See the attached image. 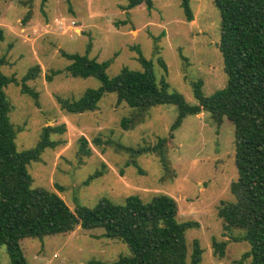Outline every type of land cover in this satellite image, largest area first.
I'll return each mask as SVG.
<instances>
[{
	"label": "rangeland",
	"instance_id": "374dc122",
	"mask_svg": "<svg viewBox=\"0 0 264 264\" xmlns=\"http://www.w3.org/2000/svg\"><path fill=\"white\" fill-rule=\"evenodd\" d=\"M152 1V8L142 4L126 11L128 0H0V28L5 31L1 52L7 59L2 73L21 82L30 68H41L38 78L28 82L38 92L37 99L22 93L21 85L5 89L12 122L23 129L18 150L35 147L44 127L65 125L64 133L53 135L61 144L28 167L34 188L58 193L73 211L77 205L93 208L103 197L124 204L133 195L145 202L169 195L177 201L180 222L199 223L186 234L189 259L198 240L201 264H239L250 245L235 241L243 231H225L218 216L222 203L234 200L231 184L238 178L231 122L225 119L218 126L203 111L187 116L170 138L179 113L175 105L147 108L125 128L123 119L137 111L118 104L113 93L103 96L97 110L81 114L66 113L58 101L78 100L88 89L101 87L95 78H75L65 70L70 61L62 52L86 54L89 44L90 58L110 61L111 78L125 67L142 70L140 50L153 62L157 78H165L170 90L183 94L190 104H197L193 83L201 80L206 96L227 85L218 48L221 16L214 0H190L192 21L185 17L182 0ZM82 137L92 149L90 157L80 154ZM164 137L168 139L162 152L134 153ZM96 171L103 175L89 179ZM104 233L78 226L66 234L24 239L22 248L29 264L113 262L130 255L124 242ZM214 240L226 242L223 257L215 253ZM0 264H10L5 247L0 249Z\"/></svg>",
	"mask_w": 264,
	"mask_h": 264
},
{
	"label": "trees",
	"instance_id": "16d2710c",
	"mask_svg": "<svg viewBox=\"0 0 264 264\" xmlns=\"http://www.w3.org/2000/svg\"><path fill=\"white\" fill-rule=\"evenodd\" d=\"M142 4L153 7L152 0H128L124 10L130 11ZM221 16L219 51L223 57L227 85L212 95L203 92L201 80L193 83L197 104L187 102L183 94L171 91L165 78L158 79L151 60L140 50L142 70L125 67L114 78L109 77L110 61L90 58L91 44L86 54L66 53L70 61L67 73L75 78H95L101 82L98 89H88L78 100L59 98L66 113L93 112L106 93H113L117 103H126L136 110L133 118H124L123 127L134 125L147 108L175 105L178 116L170 129V138L187 116L203 111L210 113L221 126L225 119L235 127V166L237 180L231 184L233 201L223 202L218 209L223 229H238L243 235L235 241L250 245L239 264L250 259V264H264V0H214ZM185 17L194 19L190 0H182ZM5 31L0 28V249L6 248L10 264H29L22 248L27 238L43 239L66 234L78 226L85 230L103 229L104 235L124 242L130 255L116 261L92 260L88 264H201L203 249L198 240L193 242L189 259L187 232L199 226L198 222H180L177 201L165 194L155 195L145 202L139 196L126 198L124 204L107 197L93 207L77 205L73 211L56 192L34 188L29 172L32 162H40L47 149H56L61 142L53 135L62 134L66 126H46L35 147L19 151L17 127L11 119L12 104L5 89L12 83L21 85L22 93L38 98L29 81L38 78L41 68L35 65L18 81L2 73L7 59L1 52ZM48 79L51 81L52 77ZM167 137L160 138L152 148L135 149V154L165 147ZM100 139L95 143L100 144ZM80 154L90 157L92 149L85 137L81 138ZM165 161L164 156L161 157ZM136 164V162H134ZM103 175L96 171L89 179ZM88 183V182H87ZM215 253L225 255L226 242L213 241Z\"/></svg>",
	"mask_w": 264,
	"mask_h": 264
}]
</instances>
